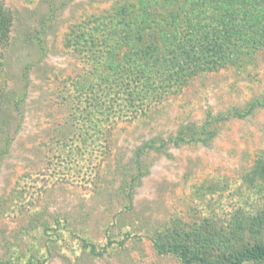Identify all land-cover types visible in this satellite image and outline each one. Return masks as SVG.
I'll list each match as a JSON object with an SVG mask.
<instances>
[{
	"label": "rangeland",
	"instance_id": "obj_1",
	"mask_svg": "<svg viewBox=\"0 0 264 264\" xmlns=\"http://www.w3.org/2000/svg\"><path fill=\"white\" fill-rule=\"evenodd\" d=\"M1 1L0 264H184L155 239L264 215V0L157 7L160 39L147 0Z\"/></svg>",
	"mask_w": 264,
	"mask_h": 264
},
{
	"label": "trees",
	"instance_id": "obj_2",
	"mask_svg": "<svg viewBox=\"0 0 264 264\" xmlns=\"http://www.w3.org/2000/svg\"><path fill=\"white\" fill-rule=\"evenodd\" d=\"M179 2L181 3L180 0L144 1L142 5H139L142 9L140 12V17L143 20L142 25L144 27L142 30L147 28L151 33L150 35H154L155 39L166 38L168 35L165 31L166 29L163 27L168 26L175 29L183 21L175 15H167V18L164 16L163 19H159L157 16L154 17V15L150 14L149 11L154 10L157 7L163 8L166 11L174 9L175 7L181 9L180 4L177 6V3ZM126 5H133V7H135L137 6V3L131 1ZM123 8L128 9L126 6ZM12 16L11 10L0 0V52L9 43L13 20ZM142 30L139 31V34L133 36V40L139 37L141 39L144 36ZM182 31L183 30L179 28L177 29L178 36L179 34L181 37L185 36ZM190 31L188 30L186 33L189 34L193 40H197L198 36L203 35L202 33L198 34L196 29H191ZM131 36L132 35L128 38ZM181 37H177L175 41L176 45L171 47L170 52H175L177 47L182 46L184 38ZM154 42L153 45L156 47ZM254 219L251 220V222L241 221L235 223L232 227L233 229L227 234L218 232L211 233L213 239L207 244H204V242L198 243V241L196 243L195 239L198 236L196 233L192 234L191 237L189 232L175 231L172 234L175 236L174 242H171L170 239L164 240L163 237L158 236L155 239V245L157 250L161 253L177 254L184 264H255L257 262H263L264 238L263 240H259L257 235H259L258 229L264 224V215L259 216L257 222H255ZM85 245L89 246L92 252L98 253L96 252V247L94 245H89L87 243H85Z\"/></svg>",
	"mask_w": 264,
	"mask_h": 264
}]
</instances>
